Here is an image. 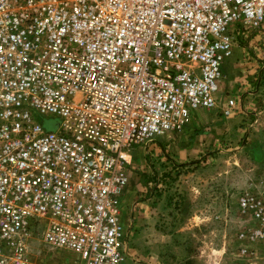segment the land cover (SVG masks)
<instances>
[{
    "label": "built area",
    "instance_id": "2783aa9c",
    "mask_svg": "<svg viewBox=\"0 0 264 264\" xmlns=\"http://www.w3.org/2000/svg\"><path fill=\"white\" fill-rule=\"evenodd\" d=\"M262 26L264 0H0V264H126L124 154L220 109L235 31ZM240 205L264 241V198Z\"/></svg>",
    "mask_w": 264,
    "mask_h": 264
},
{
    "label": "rangeland",
    "instance_id": "374dc122",
    "mask_svg": "<svg viewBox=\"0 0 264 264\" xmlns=\"http://www.w3.org/2000/svg\"><path fill=\"white\" fill-rule=\"evenodd\" d=\"M234 36L220 109L196 111L184 132L128 152L126 264H264V241L250 238L263 227L240 205L244 196L264 198V26L239 27ZM228 97L236 114L226 117ZM37 121L48 132L60 123ZM41 250L50 264H74L68 254Z\"/></svg>",
    "mask_w": 264,
    "mask_h": 264
},
{
    "label": "crops",
    "instance_id": "0c3cea01",
    "mask_svg": "<svg viewBox=\"0 0 264 264\" xmlns=\"http://www.w3.org/2000/svg\"><path fill=\"white\" fill-rule=\"evenodd\" d=\"M236 48V47H235ZM190 127V126H189ZM131 156V155H130ZM131 192H130V187L128 188V192L126 193V196L124 198V205H125V212L128 211V207H129V201H130V197H131ZM130 195V196H129Z\"/></svg>",
    "mask_w": 264,
    "mask_h": 264
},
{
    "label": "bare ground",
    "instance_id": "6f19581e",
    "mask_svg": "<svg viewBox=\"0 0 264 264\" xmlns=\"http://www.w3.org/2000/svg\"><path fill=\"white\" fill-rule=\"evenodd\" d=\"M130 155H131V154L126 153V154H124V158H125L126 160H128V156L130 157ZM127 162H128V161H127Z\"/></svg>",
    "mask_w": 264,
    "mask_h": 264
}]
</instances>
